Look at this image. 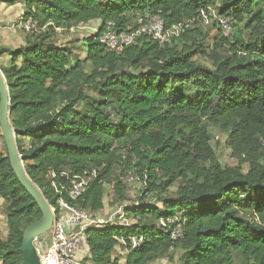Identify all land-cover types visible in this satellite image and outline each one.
<instances>
[{
  "label": "trees",
  "instance_id": "trees-1",
  "mask_svg": "<svg viewBox=\"0 0 264 264\" xmlns=\"http://www.w3.org/2000/svg\"><path fill=\"white\" fill-rule=\"evenodd\" d=\"M22 2L25 18L42 31L29 34L18 49L0 50L11 56L0 69L29 177L56 208L57 189L96 170L73 203L98 213L105 210L104 189L112 182L127 200L121 177L132 171L144 195L161 205L127 208L134 220L128 229H89L81 263L122 264L115 253L124 248V264H156L175 249L180 264H264V0ZM216 6L220 18L231 27L243 25L250 37L245 41L238 28L231 41L219 26L214 51L228 45L230 54L208 56L210 68L195 60L206 52L185 42L203 37L190 25ZM152 17L167 30L193 23L166 43L143 34L121 53L109 51L99 35L86 34L83 59L58 42V30L87 24L103 30L111 22L116 33H132ZM210 123L226 132L237 167L220 165ZM119 167L123 173L113 180ZM0 198L9 229L0 239V264H23L24 231L42 213L15 175L7 149L0 154ZM160 221L174 223L164 230ZM179 226L181 237L174 239ZM134 238L143 241L133 247Z\"/></svg>",
  "mask_w": 264,
  "mask_h": 264
},
{
  "label": "built area",
  "instance_id": "built-area-1",
  "mask_svg": "<svg viewBox=\"0 0 264 264\" xmlns=\"http://www.w3.org/2000/svg\"><path fill=\"white\" fill-rule=\"evenodd\" d=\"M191 23L193 21H187L167 30L159 17H152L132 33H116L114 24L111 22L107 23L103 30L98 24H87L77 29L87 35H99V41L109 51L121 53L124 48L133 44L143 34L151 36L160 43H166L171 37L179 36ZM220 23L223 30L230 25L229 19L225 18L221 19ZM17 25L28 34H38L42 31L37 22L25 18L24 13ZM96 176L97 171L92 170L86 176H74L69 185H63L57 189L61 197L57 201L56 208L52 207L55 212L53 226L48 233L38 237L34 242L41 255V264H82L81 260L88 253L86 234L89 229L113 225H120L126 229L132 227L133 222L128 219L126 210L111 211L106 213L107 216L102 217L100 212H90L73 203L84 194ZM172 223L174 221L168 223L163 221L165 227ZM172 236L174 239L181 237L180 226L174 229ZM142 241V238L132 239L133 247L140 245Z\"/></svg>",
  "mask_w": 264,
  "mask_h": 264
},
{
  "label": "rangeland",
  "instance_id": "rangeland-1",
  "mask_svg": "<svg viewBox=\"0 0 264 264\" xmlns=\"http://www.w3.org/2000/svg\"><path fill=\"white\" fill-rule=\"evenodd\" d=\"M212 11H210L209 15H206L204 19H199L195 24L190 25V30L198 29L202 32L203 37H195L191 36L188 38V40L185 42L187 45L192 46L193 44H196V47L199 48V51H205L206 56H203L202 54L196 55L195 60L199 63L203 64L204 66L213 67L212 61H210L208 56L218 54V55H229V46L224 45L221 48L218 47L216 51H214L215 43L216 41L221 40V31L219 30V26L221 28L220 20L223 18H220L218 13V6L211 8ZM136 25H133L132 28H134ZM240 30L242 34V38L245 41L249 40L250 32L245 30L243 28V25H234V27L231 25L228 26L227 29L222 30V33L225 37H228L231 41L234 40V33L236 32V29ZM75 32H64L63 34H67L66 36H69L73 40L71 42H66V40L61 41L58 40L59 44L62 45H70L72 46V50L74 51L73 54L79 58H85L84 51L82 49V46L79 45V39L78 37L82 35H86L84 32H80L78 29H74ZM79 34V35H78ZM73 35V36H71ZM76 38V40H75ZM75 40V41H74ZM201 48V49H200ZM217 52V53H214ZM88 70H90L89 65L86 67ZM209 132L212 138L211 145L213 147V150L215 151V154L218 158V161L220 165L223 168H229V167H237L238 161L232 157L231 149L228 146V136L226 132H224L220 127L210 123L208 124ZM6 145L4 143V140L0 139V154H5ZM245 167L247 168L248 164L244 163ZM123 167H119L115 173V176L113 177V180H116L117 178L121 177V174L123 173ZM122 184L125 187V196L127 198L126 201H122L120 199V195L115 193L114 189V183L112 182L105 186L104 189V202H105V210L100 213L102 217L107 216L106 213H110L111 211L115 210H127V208H134V207H140L145 203H152L157 206H161L159 203L157 204L154 199L150 196H145L144 194V186L142 182L138 179V176L132 172L128 171L121 177ZM173 191L176 190L175 187L172 189ZM144 202V203H143ZM128 219H130L132 222L134 220L131 216H127ZM161 229L166 230L165 225L163 224V221H160L159 224ZM169 228V226H168ZM115 257L121 261L122 264H124V260L126 257V250L124 248H119L116 250ZM180 257H181V251L179 250H173L171 251L170 255L167 258H164L163 260L157 262L156 264H180ZM237 263L240 264V259H237Z\"/></svg>",
  "mask_w": 264,
  "mask_h": 264
},
{
  "label": "water",
  "instance_id": "water-1",
  "mask_svg": "<svg viewBox=\"0 0 264 264\" xmlns=\"http://www.w3.org/2000/svg\"><path fill=\"white\" fill-rule=\"evenodd\" d=\"M11 100L6 78L0 69V126L8 152L11 167L22 187L37 203L42 217L27 227L23 234V264H41V255L36 248L35 240L48 233L54 222L55 212L41 189L32 181L26 172L25 163L17 147V131L11 122Z\"/></svg>",
  "mask_w": 264,
  "mask_h": 264
},
{
  "label": "crops",
  "instance_id": "crops-1",
  "mask_svg": "<svg viewBox=\"0 0 264 264\" xmlns=\"http://www.w3.org/2000/svg\"><path fill=\"white\" fill-rule=\"evenodd\" d=\"M22 1L23 0L14 3L13 0H0V50L8 49L13 51L26 45L27 40L30 38V35L17 25L19 18L25 10ZM72 31L75 32L73 29L70 30V32ZM58 33V39L60 40V38H62L60 42L64 40H66V42H71L73 40V38L71 39L69 36H66L67 34H63L62 30H58ZM84 37L85 35H82L77 38V40L79 39V45L81 46ZM10 59L11 56L9 54L0 55V66H7ZM8 232L9 229L5 214V202L4 199L0 198V239H6Z\"/></svg>",
  "mask_w": 264,
  "mask_h": 264
}]
</instances>
